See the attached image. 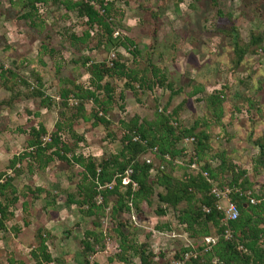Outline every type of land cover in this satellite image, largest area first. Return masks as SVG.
I'll return each instance as SVG.
<instances>
[{
	"label": "rangeland",
	"instance_id": "374dc122",
	"mask_svg": "<svg viewBox=\"0 0 264 264\" xmlns=\"http://www.w3.org/2000/svg\"><path fill=\"white\" fill-rule=\"evenodd\" d=\"M37 6L42 19L32 25L20 18L26 11L21 0H0V70H15L30 86H35L39 77L42 92L51 96L54 103L59 100L61 88L69 87L72 82L88 84L89 74L82 64L86 58L109 64L117 52L129 64L143 66L152 62L173 85V94L170 89L157 86L135 94L123 88L122 80H113L116 101L108 114L112 135L107 136L108 131L102 125L93 126L91 121L75 119L73 130L84 136L78 153L96 160L108 158L122 147L120 120L134 116L153 120L155 109L161 111L166 107L168 112L177 110L178 120L186 127L199 122V128L208 131L212 149L204 160L217 167L224 157L247 170L256 192L262 189L264 169L257 171L253 164L259 152L255 141L264 136V40L263 49L248 52L235 69L232 40L220 29L236 27L242 47L254 32L264 36V0H218L217 7L210 0H115L114 36H128L135 42L140 50L136 61L121 47L108 50L103 44L97 45L96 29H89L85 20L74 13L50 1ZM87 30L90 38L85 44L70 40L71 34L81 37ZM43 44L52 52L45 51ZM217 89L224 90L223 114L219 120L211 114L206 102L207 96ZM14 90L18 96L0 106V170L10 174L9 160L29 151L25 131L43 124L51 132L59 119L56 104L42 107L39 98L27 94L25 85L18 84ZM121 91L125 95L123 101L119 99ZM194 91L197 92L193 94ZM11 96L0 86V101ZM92 106L90 102L86 104L87 112ZM72 111L66 109L67 115ZM62 138L69 141V133L64 131ZM44 139L48 140V136ZM143 158L158 165L151 155ZM21 165L24 172L14 183L28 193L26 197L21 195L12 208L13 216L6 222V229L0 230V264H10L9 257L12 264H37L30 251L38 245L39 230L46 234L48 249L58 260L44 264H83L85 256L79 240L85 230L93 228L102 233L103 247L95 245V253L86 256L90 264H125L109 260L119 246L114 231L116 221L107 215L101 219V226L95 228L92 217L82 216L76 205L67 204V195L76 194L79 166L54 160L42 169L27 159ZM176 172L180 174L182 169L177 168ZM230 178L228 172L223 176L225 182ZM38 187L45 191L36 193ZM123 219L128 225L125 230L132 234L133 240L147 242L169 264H176V253L193 244L171 209L162 216L155 213V204L144 205L141 212L133 214L130 210ZM158 224H170L172 231L157 230ZM132 260L140 264L136 256Z\"/></svg>",
	"mask_w": 264,
	"mask_h": 264
},
{
	"label": "trees",
	"instance_id": "16d2710c",
	"mask_svg": "<svg viewBox=\"0 0 264 264\" xmlns=\"http://www.w3.org/2000/svg\"><path fill=\"white\" fill-rule=\"evenodd\" d=\"M13 2V0H10ZM26 11L20 18L36 25L40 20L38 3L47 4L49 1L62 7L67 12L74 13L85 20L89 29H96L98 37L97 45L103 44L108 50L123 48L128 50L134 60L140 54L135 42L128 36H114L116 23L112 14L115 8V0H21ZM214 7L218 6V0H210ZM93 2L99 3V9ZM218 13L219 12L218 10ZM231 16V15H230ZM236 27L221 28L220 32L231 38L233 43L232 64L237 69L244 61L246 54L256 53L263 49L264 36L261 33H252L250 41L245 47L239 43ZM70 40L75 43L85 44L90 38V30L79 37L70 35ZM43 49L49 50L43 44ZM83 66L89 74L88 84L72 82L67 88L59 91V100H55L42 92V81L36 77V85L30 86L27 80L21 78L11 68H1L0 86L12 95L9 100L0 101V106L9 104L18 92L14 90L18 84L28 87L27 94L33 98H39L42 107L50 108L56 104L59 119L55 123V129L51 132L43 124L31 126L27 131V147L22 155H14L8 162L7 169L0 170V230L6 229V222L13 216L12 207L20 199L27 196L28 192L19 190L13 183L16 177L24 172L21 165L23 159L33 160L42 169L58 160L67 165H77L81 168L80 179L76 184V194L67 195V204L76 205L82 216L92 217V225L101 226V219L109 216L116 221L114 231L119 238V246L116 253L109 257L110 261L118 260L125 264H135L132 260L136 256L140 264H169L163 260V255L156 254L145 241L133 240L131 233L125 230L127 227L123 215L130 212L129 203L133 210L141 212L144 205L151 207L155 204V213L164 216L168 210L175 213L177 223L183 226L189 239L193 241L180 252L176 253L181 264H264V183L262 189L255 191L254 183L245 168L221 158L220 164L213 167L204 160L212 147L210 135L205 128H199L201 123L195 122L191 127H186L178 120V112H168L166 107L159 111L155 109L153 120L141 119L138 116L124 121L120 120L122 147L108 158L96 160L93 156H85L78 153L79 143L84 136L75 130L72 125L75 119L91 121L93 126L102 125L106 128L107 136L110 132L111 120L108 114L115 104L116 85L113 80H122L123 88L135 94L154 87H162L174 93L173 85L167 81L166 74L152 62L143 66L127 63L122 54L117 52L110 63L105 61H90L85 59ZM223 89L212 91L206 98L211 114L219 120L223 114ZM197 91H194L195 94ZM119 99H125L121 91ZM73 101L70 106L69 101ZM92 103L89 112L86 104ZM123 108L122 105H120ZM74 111L68 116L66 109ZM69 133V141L62 138V133ZM134 135H139L138 140H133ZM48 136V140L44 138ZM194 137L196 142L192 148L197 156L200 170L191 169L189 164L193 157L185 152V137ZM145 142L143 143V141ZM259 148L253 168L264 169V136L255 141ZM157 150L154 151L153 148ZM146 155H151L154 162L147 163ZM166 155L169 158H166ZM224 156V155H223ZM182 158L179 164L176 160ZM131 168L132 180L137 188L131 184H123L122 177L127 168ZM177 168L182 169L178 174ZM208 171L210 177L203 176L202 171ZM229 173L231 178L224 181L223 176ZM108 184H112L108 187ZM219 187L229 186L240 188L239 193H233L232 199L237 202L239 215L235 220L224 222V212L216 208V198L211 194L213 185ZM29 192L30 188L27 187ZM36 193H42L43 188H35ZM248 192H250L248 194ZM257 200L250 203V198ZM208 211H207V210ZM157 230L172 231L170 224L156 225ZM230 231V237L225 238V231ZM39 239L35 249L30 251L32 259L37 264L52 263L58 261L48 249L46 234L42 230L37 233ZM102 233L94 228L85 230L79 240L82 253L85 256L83 264H90L88 254L95 253V245H100ZM206 237H215L214 244H206ZM200 241V242H199ZM191 252L193 255L184 259V254ZM9 263H13L9 257Z\"/></svg>",
	"mask_w": 264,
	"mask_h": 264
},
{
	"label": "built area",
	"instance_id": "2783aa9c",
	"mask_svg": "<svg viewBox=\"0 0 264 264\" xmlns=\"http://www.w3.org/2000/svg\"><path fill=\"white\" fill-rule=\"evenodd\" d=\"M93 4L95 5V7L97 9H99V3L98 2H93ZM138 139H139V135H134L133 140H138ZM144 142H145V140L143 141V143ZM195 142H196V140L193 136L192 137H185V139H184V144L186 146L185 152L193 157V161L189 164L190 168L194 169V170H200L199 163L197 162V156H196V154L192 148V146ZM153 150L156 151L157 148L154 147ZM166 158H169V156L166 155ZM145 160L147 163H151V160L149 158H146ZM176 162L181 164L182 158L176 160ZM132 173H133L132 169L130 167L127 168L124 172L123 177H122V183L123 184H131L132 188L135 189V188H137V184H136V182H134L132 180ZM202 174L206 178L210 177L209 172L206 170L202 171ZM107 186L111 187L112 184H108ZM239 192H240V188H238V187L224 186L221 188L215 184L211 188V194H213L217 200L216 201V208L218 210H222L224 212V219H223L224 222H227L229 220H235L238 217V215H239L238 205H237V202L232 199V194L233 193H239ZM249 193L250 192H248V194ZM256 202H257V200H255L253 197L250 198V203L255 204ZM129 206H130V208H132L131 211L134 214V210H133L131 203H129ZM224 236H225V238H229L230 237V231L226 230ZM204 241L206 244H214L216 241V238L215 237H206ZM191 255H193V253H191V252L185 253L184 259H187ZM176 264H181V263L179 261H177Z\"/></svg>",
	"mask_w": 264,
	"mask_h": 264
},
{
	"label": "crops",
	"instance_id": "0c3cea01",
	"mask_svg": "<svg viewBox=\"0 0 264 264\" xmlns=\"http://www.w3.org/2000/svg\"><path fill=\"white\" fill-rule=\"evenodd\" d=\"M49 164H50V163H49ZM49 164H48V165H49ZM48 165H47V166H48ZM45 168H46V167H45ZM21 175H22V174H21ZM21 175H20V176H21ZM20 176H19V177H20ZM15 179H16V178H15ZM14 181H15V180H14ZM13 183H14V182H13ZM14 184H15V183H14ZM15 185H16V184H15ZM18 201H19V200H18ZM18 201H17V202H18ZM17 202H16V203H17ZM16 203H15V204H16ZM12 208H13V207H12Z\"/></svg>",
	"mask_w": 264,
	"mask_h": 264
}]
</instances>
